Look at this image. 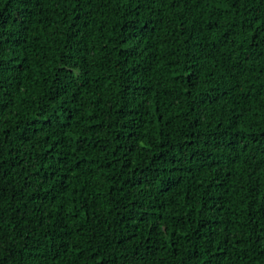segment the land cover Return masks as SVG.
Wrapping results in <instances>:
<instances>
[{
    "label": "trees",
    "instance_id": "16d2710c",
    "mask_svg": "<svg viewBox=\"0 0 264 264\" xmlns=\"http://www.w3.org/2000/svg\"><path fill=\"white\" fill-rule=\"evenodd\" d=\"M0 264H264V0H0Z\"/></svg>",
    "mask_w": 264,
    "mask_h": 264
}]
</instances>
